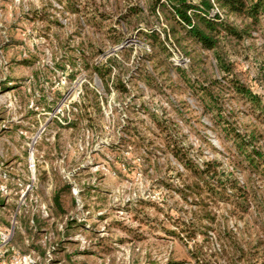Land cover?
<instances>
[{
    "label": "rangeland",
    "instance_id": "1",
    "mask_svg": "<svg viewBox=\"0 0 264 264\" xmlns=\"http://www.w3.org/2000/svg\"><path fill=\"white\" fill-rule=\"evenodd\" d=\"M73 1L78 13L58 0H0V264H22L19 255L27 254L31 264H215L227 245L218 231L181 235V223L195 225L200 214L196 194L183 198L181 191L196 180L167 152L157 127L173 129L191 162L214 158L232 169L211 114L180 76L205 85L220 78L212 51L178 43L168 15L150 10L153 0ZM132 6L140 12L124 17ZM149 29L165 50L146 39ZM114 33L121 42L112 43ZM218 49L264 99V24L240 41L220 40ZM182 57L186 65H176ZM107 58L113 73L105 89L86 67ZM113 75L125 92L115 89ZM223 110L239 131L253 130L264 151V118L251 104L225 94ZM234 173L246 187L245 210L204 194L203 202L212 227L261 261L264 180Z\"/></svg>",
    "mask_w": 264,
    "mask_h": 264
},
{
    "label": "trees",
    "instance_id": "2",
    "mask_svg": "<svg viewBox=\"0 0 264 264\" xmlns=\"http://www.w3.org/2000/svg\"><path fill=\"white\" fill-rule=\"evenodd\" d=\"M58 1L64 2L65 8L72 13L80 11L73 0ZM156 6L161 7L162 11L168 15L171 35L178 43L185 41L192 46H196L200 51H212L213 53L215 68L221 73L220 78L213 77L205 85L194 80L189 82L182 74L181 69L178 72L182 74L180 76L183 77L185 86L189 87L192 93L200 99L203 111L211 114L213 128L218 132L216 133L217 136L220 140L226 142L227 156L232 168L228 169L214 158L202 161L201 164L191 162L185 148L180 145V141L177 139L172 140L173 129L167 123H157V127L163 134L162 138L165 141L167 152L180 162L183 168L189 170L196 180L185 185L181 191H183V196L184 192L187 191L188 193L189 190L196 194L198 199L196 204L202 215L197 216L195 225L182 222L181 235L183 233L189 237L190 234L196 231L205 234L203 228H211L215 232L218 231L219 238L224 239L227 243V245L223 244L217 252L219 256L214 261L215 264L219 257H225L227 264H240L241 261H243V264H264V260H253L249 247L236 245L225 229L219 227L215 230V227H212L215 217L210 215V211L206 210L208 204L203 202L204 198L202 197V194H204L205 198L210 199L211 202H231L243 211L247 204L246 200L242 198L246 187L239 184L234 172L240 169L249 175L253 174L264 180V151L256 146L257 139L254 131L250 130L248 133L239 131L233 123L227 121L231 113H225L223 110V100L225 94H227V96H237L239 99L247 101L255 109V116L264 118V99L260 94L255 93L251 87L237 79L233 73V63L228 61L218 49L220 40L240 41L244 36L250 34L251 29L260 28L264 24V0H153L150 7L153 13ZM215 7L220 13L240 18L243 25L241 27L235 26L217 11H211ZM139 12V8L132 6L125 12L124 17L131 14L137 15ZM120 34L114 33L110 37L112 43L121 42ZM144 36L154 48L161 51L165 50L156 30L149 29V32L144 33ZM112 60V58H107L104 62L86 67L100 78L105 89L108 88V81L113 73ZM114 75L111 81L115 89L125 92L126 87L123 80ZM187 81L190 83L189 85H186L188 84ZM126 129L127 132H130L128 128ZM134 142L138 148L139 144L136 141ZM63 190H65V187L60 189V193ZM60 193H54L51 202L53 209L61 214L63 203ZM183 198H186V194ZM204 218L211 224V227L202 223ZM198 252L200 254V251H197V255ZM211 255L214 256L216 253ZM203 264L212 263L206 261Z\"/></svg>",
    "mask_w": 264,
    "mask_h": 264
},
{
    "label": "built area",
    "instance_id": "3",
    "mask_svg": "<svg viewBox=\"0 0 264 264\" xmlns=\"http://www.w3.org/2000/svg\"><path fill=\"white\" fill-rule=\"evenodd\" d=\"M215 11H217L219 13V11L216 7H215ZM174 62L176 63V65H186V63L188 62V58L182 57L181 60H175ZM32 166H33V164H30V162H29V167H32ZM29 256H30L29 254L19 255L18 260L21 261L22 264H31V259Z\"/></svg>",
    "mask_w": 264,
    "mask_h": 264
}]
</instances>
